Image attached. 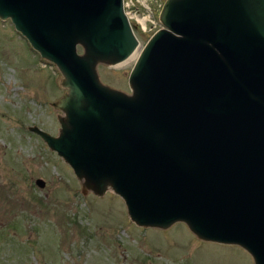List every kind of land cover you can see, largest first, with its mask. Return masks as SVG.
I'll return each mask as SVG.
<instances>
[{
	"label": "water",
	"instance_id": "water-1",
	"mask_svg": "<svg viewBox=\"0 0 264 264\" xmlns=\"http://www.w3.org/2000/svg\"><path fill=\"white\" fill-rule=\"evenodd\" d=\"M158 16L127 92L97 70L140 45L123 0H0L66 87L57 134L28 127L136 224L182 221L264 264V0H164Z\"/></svg>",
	"mask_w": 264,
	"mask_h": 264
},
{
	"label": "rangeland",
	"instance_id": "rangeland-1",
	"mask_svg": "<svg viewBox=\"0 0 264 264\" xmlns=\"http://www.w3.org/2000/svg\"><path fill=\"white\" fill-rule=\"evenodd\" d=\"M159 1H137L151 28H136L137 54L161 23ZM137 54L121 64L99 62L100 79L130 92ZM61 78L11 19L0 17V264H255L242 246L201 239L182 221L136 224L111 187L84 192L71 166L28 127L57 134L63 111L52 102L66 90Z\"/></svg>",
	"mask_w": 264,
	"mask_h": 264
},
{
	"label": "built area",
	"instance_id": "built-area-1",
	"mask_svg": "<svg viewBox=\"0 0 264 264\" xmlns=\"http://www.w3.org/2000/svg\"><path fill=\"white\" fill-rule=\"evenodd\" d=\"M137 1L138 0H123V7L125 13L127 14L130 22L134 25L135 28H139V30L143 32L151 31V28H146L147 16H145V13L141 11L140 4ZM159 3L161 5L160 1L158 2V4ZM142 18H145L146 21L145 23L142 21ZM134 20H136V22ZM153 24L154 25L156 24V21L154 19H153Z\"/></svg>",
	"mask_w": 264,
	"mask_h": 264
},
{
	"label": "bare ground",
	"instance_id": "bare-ground-1",
	"mask_svg": "<svg viewBox=\"0 0 264 264\" xmlns=\"http://www.w3.org/2000/svg\"><path fill=\"white\" fill-rule=\"evenodd\" d=\"M143 21H144V23L146 22L145 21V19H143ZM138 48V47H137ZM137 48L135 49V50H133L125 59H123L122 61H119V62H117L116 64H121V63H123L126 59H131L134 55H136L137 54ZM127 60V61H128ZM116 64H114V65H116Z\"/></svg>",
	"mask_w": 264,
	"mask_h": 264
}]
</instances>
